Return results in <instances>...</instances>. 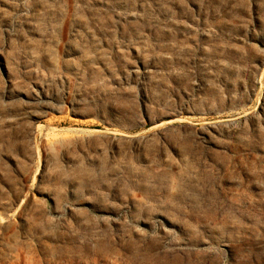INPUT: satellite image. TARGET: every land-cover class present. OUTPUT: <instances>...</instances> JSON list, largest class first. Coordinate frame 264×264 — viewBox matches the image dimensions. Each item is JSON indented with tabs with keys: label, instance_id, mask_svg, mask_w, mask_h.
Returning <instances> with one entry per match:
<instances>
[{
	"label": "rangeland",
	"instance_id": "374dc122",
	"mask_svg": "<svg viewBox=\"0 0 264 264\" xmlns=\"http://www.w3.org/2000/svg\"><path fill=\"white\" fill-rule=\"evenodd\" d=\"M0 264H264V0H0Z\"/></svg>",
	"mask_w": 264,
	"mask_h": 264
}]
</instances>
